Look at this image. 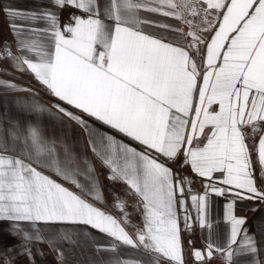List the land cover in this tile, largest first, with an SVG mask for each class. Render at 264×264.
I'll list each match as a JSON object with an SVG mask.
<instances>
[{"label": "snow or ice", "instance_id": "obj_1", "mask_svg": "<svg viewBox=\"0 0 264 264\" xmlns=\"http://www.w3.org/2000/svg\"><path fill=\"white\" fill-rule=\"evenodd\" d=\"M0 20V90L33 93L0 114V264L41 245L51 264H264V0H0Z\"/></svg>", "mask_w": 264, "mask_h": 264}, {"label": "crops", "instance_id": "obj_2", "mask_svg": "<svg viewBox=\"0 0 264 264\" xmlns=\"http://www.w3.org/2000/svg\"><path fill=\"white\" fill-rule=\"evenodd\" d=\"M32 2L33 0H20V3L26 6L30 5ZM0 33H3L5 35L7 34L6 30L4 29L2 20H0ZM0 67H3V62H0ZM2 75L3 73L0 72V76ZM7 78H11V77H7ZM17 82L25 86H31L33 90H37L40 87L34 80H31V78L27 75L23 76V78L19 79ZM32 95L33 93L26 92V91L4 92L0 90V114H3L5 107H7L12 115H18L16 108L14 107V98L20 97L21 98L20 102L23 104L27 102V100L24 98H30ZM36 99L47 104L50 98L41 91L39 92V95L36 97ZM44 120L46 124L48 125L49 132H51L53 129H56L57 131H59V129L61 128V125L55 120L54 117H49L47 116V114H45ZM67 131H68L69 144L74 148L76 152L78 153L82 152L83 147L81 143L79 130L76 128H71V129H68ZM93 163L96 165L97 170H99V164L95 161V158H93ZM196 188H199V185H196ZM222 204H223V198L216 197V196H213L211 198V215L214 219L217 217L218 214L222 215V211H223ZM237 210L239 211V207L237 208ZM259 214H260L259 209L257 210L256 213H250V215H254V216H259ZM221 228H223V225H221ZM199 235H200V232H199V229H197V234L194 236V238H198ZM76 251H77L76 256H70V264H75L77 259L81 261V264H84V262L86 261V257L90 253L88 251H85L84 255H80L79 254L80 250L77 249ZM128 254L131 255L130 252ZM106 255H111V254L109 253Z\"/></svg>", "mask_w": 264, "mask_h": 264}, {"label": "rangeland", "instance_id": "obj_3", "mask_svg": "<svg viewBox=\"0 0 264 264\" xmlns=\"http://www.w3.org/2000/svg\"><path fill=\"white\" fill-rule=\"evenodd\" d=\"M6 225L5 224H0V230H2L3 228H5ZM14 238L9 237V236H5V242H12ZM41 248H43L45 250V256L43 258L40 259V264H51L53 257L51 255L47 254V246L46 245H41ZM0 251H2V249H0ZM69 264H70V257H69Z\"/></svg>", "mask_w": 264, "mask_h": 264}, {"label": "built area", "instance_id": "obj_4", "mask_svg": "<svg viewBox=\"0 0 264 264\" xmlns=\"http://www.w3.org/2000/svg\"><path fill=\"white\" fill-rule=\"evenodd\" d=\"M196 234H197V230L194 232V234H193V235L195 236ZM213 264H215V261L213 262Z\"/></svg>", "mask_w": 264, "mask_h": 264}]
</instances>
